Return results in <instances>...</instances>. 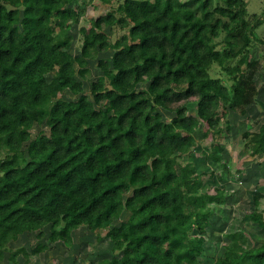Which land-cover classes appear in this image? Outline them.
Listing matches in <instances>:
<instances>
[{"label":"trees","instance_id":"trees-1","mask_svg":"<svg viewBox=\"0 0 264 264\" xmlns=\"http://www.w3.org/2000/svg\"><path fill=\"white\" fill-rule=\"evenodd\" d=\"M90 3L109 9L79 26ZM258 26L244 0H0V261L86 229L110 249L95 264H200L229 205L216 136L259 94ZM243 138L264 154V120ZM262 201L254 189L245 216L263 241L229 232L210 264H264Z\"/></svg>","mask_w":264,"mask_h":264},{"label":"rangeland","instance_id":"rangeland-1","mask_svg":"<svg viewBox=\"0 0 264 264\" xmlns=\"http://www.w3.org/2000/svg\"><path fill=\"white\" fill-rule=\"evenodd\" d=\"M108 9V5L90 3L86 7L85 13L79 18V26L88 28L89 19L105 13ZM116 36L117 34H112L111 38ZM73 51L77 52L75 48H73ZM107 54L100 53L99 56H107ZM58 74V69H54L46 75V79L49 81L52 78H56ZM84 87L87 90L88 84ZM68 94L66 92L62 96H69ZM189 113H195V107L191 103L189 104ZM262 116V114L257 115L254 109L250 110L249 117L245 119L230 113L228 115L229 131H225L223 135L216 136V138L222 139L226 143L224 155L231 170V175L228 177L229 179L225 186L226 191L230 195L227 199L229 205L224 208L219 207L217 215L214 216V223L206 233L208 247L200 258V264H210L215 256L221 254L224 242H228L229 238L235 239L238 237V235H228L227 233L229 232H237L239 230L248 238L249 236L253 237L256 242L263 241V233L258 230V226L255 223L245 216V213L250 210L249 199L253 190L256 189L264 193V154L255 157L250 156L243 138L246 133H258L259 126L264 120V116ZM41 128L47 131L45 125L38 126L35 124L31 129L32 137ZM206 130L207 125L202 121L200 129L194 134L198 144L200 142L203 145L210 143L212 136L207 134ZM195 150L193 157L199 159L197 164L201 168L204 163L200 159L198 149ZM184 160L181 159L180 162L183 163ZM205 188L207 190L210 189V185L206 184ZM260 209L264 212V201L261 202ZM126 216L127 214L124 212L121 217L125 219ZM32 236L30 235L27 239L16 241L11 246L18 247L22 245L30 248L36 244V239ZM106 243V240H96L93 233L88 230L80 229L75 231L73 235L74 245L71 247H66L62 242L54 243L47 250L30 256L28 263L23 257L18 256L16 262L9 264H17L18 260L21 264H90L91 259L95 263L102 256H109L110 249ZM0 264L5 263L0 262Z\"/></svg>","mask_w":264,"mask_h":264},{"label":"crops","instance_id":"crops-1","mask_svg":"<svg viewBox=\"0 0 264 264\" xmlns=\"http://www.w3.org/2000/svg\"><path fill=\"white\" fill-rule=\"evenodd\" d=\"M244 1L246 4L248 13L254 14L255 20L258 21L259 23V26L255 30L256 36L259 39V42L253 46L251 55L254 58L259 57V56L264 58V0H244ZM257 81H258V86H259V94L257 96L256 103L250 107L249 113H250V110L254 109L257 115L262 114L264 116V71L260 73L259 76H257ZM7 255L8 254H6L5 258L0 261L1 263L2 262H4L5 264L11 263V261L7 259ZM18 263H19V260L17 264ZM95 263H93V260L91 259L90 264H95Z\"/></svg>","mask_w":264,"mask_h":264}]
</instances>
